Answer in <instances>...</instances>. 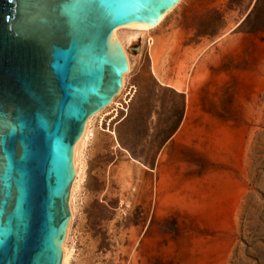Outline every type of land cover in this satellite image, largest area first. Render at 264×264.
<instances>
[{
    "label": "rangeland",
    "instance_id": "obj_1",
    "mask_svg": "<svg viewBox=\"0 0 264 264\" xmlns=\"http://www.w3.org/2000/svg\"><path fill=\"white\" fill-rule=\"evenodd\" d=\"M255 2L181 0L126 46L125 86L92 120L80 148L82 172L64 241L68 264H264V87L245 122L238 168L244 185L233 216L215 213L208 199L212 181L227 180L234 169L191 164L188 152L179 162L171 147L163 148L189 97L222 93L227 76L219 66L229 64L222 41L256 33L262 43L250 53L255 61L264 57V32H248L255 21L264 23V0L253 10ZM219 129L223 141L226 129ZM182 137L177 143L188 149V132ZM211 140L204 131L197 135L202 147Z\"/></svg>",
    "mask_w": 264,
    "mask_h": 264
},
{
    "label": "water",
    "instance_id": "obj_2",
    "mask_svg": "<svg viewBox=\"0 0 264 264\" xmlns=\"http://www.w3.org/2000/svg\"><path fill=\"white\" fill-rule=\"evenodd\" d=\"M180 1L0 0V264L62 263L74 146L128 72L113 30Z\"/></svg>",
    "mask_w": 264,
    "mask_h": 264
},
{
    "label": "crops",
    "instance_id": "obj_3",
    "mask_svg": "<svg viewBox=\"0 0 264 264\" xmlns=\"http://www.w3.org/2000/svg\"><path fill=\"white\" fill-rule=\"evenodd\" d=\"M233 41L237 43L231 49ZM261 43L256 33L232 34L222 41L220 48L225 54L222 58L229 61L228 65L219 66L222 74L227 76L221 83L222 93L189 97L185 101L182 122L163 146L167 149L171 147L179 162H182L184 153L188 152L191 164L196 161L205 167L227 166L234 169L227 180L221 177L211 183L209 207L221 217L233 216L242 199L243 173L239 174L238 168L243 170L244 165L245 122L254 114L258 95L264 87V57L258 56L255 61V56L250 52ZM232 50L239 52L240 57H235ZM234 60L240 65H244L243 61H249L250 64L240 68L233 65ZM222 126L226 129L223 141L219 129ZM186 131L190 136L188 149L177 143L183 140L182 134ZM201 131L212 139L204 147L197 144V135ZM198 152L205 154L202 156ZM226 186L229 192L224 195L222 193Z\"/></svg>",
    "mask_w": 264,
    "mask_h": 264
},
{
    "label": "bare ground",
    "instance_id": "obj_4",
    "mask_svg": "<svg viewBox=\"0 0 264 264\" xmlns=\"http://www.w3.org/2000/svg\"><path fill=\"white\" fill-rule=\"evenodd\" d=\"M164 15L162 16V18L164 17ZM152 29H154V27L153 28H148V27L147 28H141V27L135 26V25L121 26V27H117V28H115L113 30V35L118 40V42L121 44V46L124 49V52L126 54L125 48H126V46H128V44H131L134 40H136L138 35H142L143 32H146V31H149V30H152ZM126 57H127V54H126ZM125 78L126 77L123 76V86H122L121 89H123L124 86H125ZM121 89H120V91H121ZM110 104L111 105L114 104V100H112V102ZM104 109L99 111V112H97L96 114H94V115H92L91 117L88 118V120H87V122L85 124L84 132H83L82 136L80 137V139L76 142V144L74 146L73 165H74V170H75V177H74V180L72 182L71 189H70V194H69V198H68V206H69L70 214H71L70 218L73 217L74 212H75L74 211L75 210V208H74L75 193H76L77 185L79 183L81 172H82L81 168H80V162H79L80 148L82 147V145L84 144L86 138L88 137V133L90 132V127H91L92 120L95 117H97L98 115L102 114L105 111ZM68 235H69V233L66 232L65 240L68 238ZM62 253H63V256H62V263L61 264H68V259H69L68 256L69 255H68V248H67L66 242H64L63 245H62Z\"/></svg>",
    "mask_w": 264,
    "mask_h": 264
},
{
    "label": "trees",
    "instance_id": "obj_5",
    "mask_svg": "<svg viewBox=\"0 0 264 264\" xmlns=\"http://www.w3.org/2000/svg\"><path fill=\"white\" fill-rule=\"evenodd\" d=\"M258 0H256L255 2V5L253 7V10L254 8L256 7V4H257ZM252 10V11H253ZM252 11L245 17V19L242 21V23H245L248 18H249V15L252 13ZM255 31H263L264 32V23L262 22H259V21H255L253 24H252V28L250 30H248V32H255ZM91 222V221H90ZM97 225L96 221L93 220L92 223H90V226L91 228L92 227H95Z\"/></svg>",
    "mask_w": 264,
    "mask_h": 264
}]
</instances>
